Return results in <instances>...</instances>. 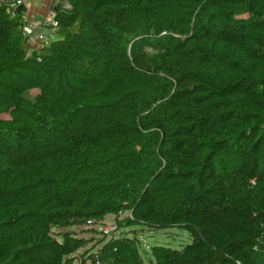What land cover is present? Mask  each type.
Here are the masks:
<instances>
[{
	"label": "trees",
	"instance_id": "trees-1",
	"mask_svg": "<svg viewBox=\"0 0 264 264\" xmlns=\"http://www.w3.org/2000/svg\"><path fill=\"white\" fill-rule=\"evenodd\" d=\"M55 24L27 55L0 6V264H144L171 230L152 264H264V0H60ZM34 91L57 123L4 119Z\"/></svg>",
	"mask_w": 264,
	"mask_h": 264
},
{
	"label": "rangeland",
	"instance_id": "rangeland-1",
	"mask_svg": "<svg viewBox=\"0 0 264 264\" xmlns=\"http://www.w3.org/2000/svg\"><path fill=\"white\" fill-rule=\"evenodd\" d=\"M68 7V6H66ZM35 21L38 24H41L42 20L38 17L35 18ZM25 42V41H24ZM50 45V44H49ZM49 45L45 44H33L29 45L25 42V48L27 55L30 54H39L41 53L45 48H47ZM149 54L152 53V50L148 51ZM28 100L30 102H26V114H23L19 112L18 114L14 115V117H4L5 120H9V118L14 121L23 122L27 124L28 122H31L37 114H43L46 115L47 118H49V121H47V124L44 126V128H48L50 125L55 124L58 122V120L55 117L54 113V105L51 102H48L44 100V98L38 94V92H32ZM128 213L119 214V216H126ZM114 215H106L104 217L103 221H100L98 225H94L92 223L88 224V227H94L97 228L98 231H103V229H106L107 227L115 226L116 223L113 221ZM93 225V226H92ZM86 226H80V227H73L72 230H75L77 233H80V235L86 239L91 238L93 236V233L89 232V229H86ZM115 232V231H114ZM139 243H140V254L142 256L144 264H152L154 263L153 258L150 256V249L155 243H161V244H171L173 246H176L178 244H181L182 242H186L188 240V234L186 232H180L177 230H171V231H158V232H140L138 235ZM78 252H82V250H79ZM78 254V253H77ZM76 253L74 255H77ZM74 264H81V262L77 259ZM88 264V263H87Z\"/></svg>",
	"mask_w": 264,
	"mask_h": 264
},
{
	"label": "built area",
	"instance_id": "built-area-1",
	"mask_svg": "<svg viewBox=\"0 0 264 264\" xmlns=\"http://www.w3.org/2000/svg\"><path fill=\"white\" fill-rule=\"evenodd\" d=\"M30 1L31 0H0V6L6 10L11 19H19L23 38L27 44L49 45L56 40L55 6L58 0H52L50 8L41 24H35L28 13ZM128 216L129 215L122 217ZM116 228V225H111L101 232L107 235L116 231ZM262 238L264 239V227Z\"/></svg>",
	"mask_w": 264,
	"mask_h": 264
},
{
	"label": "crops",
	"instance_id": "crops-1",
	"mask_svg": "<svg viewBox=\"0 0 264 264\" xmlns=\"http://www.w3.org/2000/svg\"><path fill=\"white\" fill-rule=\"evenodd\" d=\"M60 0H58L59 2ZM52 0H31L28 5V13L32 20H34L35 24H38L35 21V18H40L41 20L44 19L46 16Z\"/></svg>",
	"mask_w": 264,
	"mask_h": 264
}]
</instances>
